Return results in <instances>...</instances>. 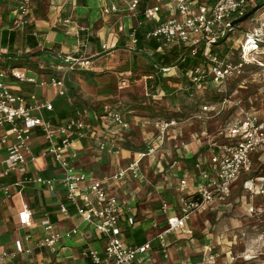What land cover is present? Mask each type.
<instances>
[{
    "label": "built area",
    "instance_id": "built-area-1",
    "mask_svg": "<svg viewBox=\"0 0 264 264\" xmlns=\"http://www.w3.org/2000/svg\"><path fill=\"white\" fill-rule=\"evenodd\" d=\"M118 1L121 7L116 0H107L104 12H118L121 8L136 19V24L129 27L127 32L130 51H137V27L143 21L155 20L156 24L147 38L155 39L160 43L161 48L185 46L191 57L197 56L198 51L202 49L199 63L190 66L184 72L185 78L192 85H200L211 79L226 93L228 81L237 78L232 93L226 94L218 102H205L191 116L198 120H211L225 113L227 106L234 112V115L230 112L228 122L218 131V135L223 137L222 142L207 135L211 154L205 165L201 162H196L194 165L198 169L196 193L183 201L178 214L167 216L165 227L154 236V239L158 240L159 251L167 257V234L184 229L186 220L194 212L204 210L211 204L228 203L233 184L242 174L251 170L253 153L258 150L264 151V117L256 113L257 106H247L241 98L232 96L238 88L255 85L262 96L261 99H264V89L258 87L264 84V9L259 15L257 14V19L254 15L256 11L251 15L252 21L255 18L259 23L258 27L244 32L243 40L239 43L241 51L235 58V63H232L227 58H222L216 51L213 52L212 47L218 45L222 39L229 40L234 29L241 23L233 24V21L254 7L257 0H209L208 2L170 0L167 8L173 10V14L165 18L161 17L163 9L159 3H156L143 9V21H137L140 0ZM3 2L14 5L16 12L14 23L17 28L24 29L31 23L32 0H0V3ZM63 23L70 24V18ZM74 27L77 33L87 31V27L78 24ZM117 29L119 32L124 31V25L119 24ZM32 34L36 37L37 33L33 31ZM254 51L261 52L260 58H254ZM49 56L60 60L62 65H65V69L60 66L61 69L58 67L59 69L45 71L47 69L42 65H38L39 70L22 66H0V128H7L1 141L6 142L9 137L12 139L6 156L0 161L2 166L0 176H6L14 171L21 173L23 177L16 183L20 188L32 183L53 186L56 181L62 185L65 200L60 204V211L65 214L68 207L73 206L80 218L92 223L105 239L103 251L88 249L85 253L88 258L86 264H145L148 260L147 255L153 250L152 240L130 245L120 236L119 221L125 215L126 203L108 191V186L103 180L89 178L86 172L77 169L73 163L78 155L77 145L86 139H92L99 151L118 154L119 146L108 139L106 133L129 127L124 113L109 108L100 113L92 111L93 115L88 117L84 109H76L72 115L53 122L42 115L45 111L54 110L51 100L40 99L35 93L28 97L14 93L6 83L7 79H12L34 86H47L52 88L57 96H67V73L72 71L78 62L83 61V58L59 52H52ZM249 65H255V69L245 70ZM21 68L24 70H20ZM156 68L163 74L170 70L167 66H156ZM120 82L125 84L126 79L123 78ZM91 117L100 121L99 127L94 124L95 120ZM154 122V139L145 149L138 151L129 163L118 166L111 176L113 180H121L126 176L146 179L141 168L143 158L152 160L156 156L157 150L165 142L168 129L177 125L178 120L160 119ZM34 128H39L45 139V146L39 155L51 156L54 159L61 170L58 178H45L28 171L29 163L38 157L30 147L31 131ZM185 183L183 179L180 185L184 186ZM4 191L7 192L8 187H4ZM162 208L166 210L165 203L162 204ZM17 217L20 225H27L31 219V211L23 207L18 211ZM43 227L48 233L35 241L33 248H49L55 251L62 238L76 236L78 233L77 227L63 233L56 232L48 219L43 220ZM32 250L30 247L25 248L21 241L17 240L14 250L0 253V259L21 252L30 253ZM212 261L213 255L210 254L202 262L186 264H203Z\"/></svg>",
    "mask_w": 264,
    "mask_h": 264
},
{
    "label": "crops",
    "instance_id": "crops-1",
    "mask_svg": "<svg viewBox=\"0 0 264 264\" xmlns=\"http://www.w3.org/2000/svg\"><path fill=\"white\" fill-rule=\"evenodd\" d=\"M202 1L208 2L209 0ZM116 2L121 7V3L118 0ZM7 4L12 5L3 2L0 3V7L7 6ZM105 5H107V0H32L30 19H32V29L37 33L35 38L38 45L36 48H31L26 43L27 30L25 28L22 34L25 38L24 52L32 53L39 49H46L64 55L81 56L89 63L82 68L93 69L90 63L98 61L101 54L110 47L112 48L118 40V35L124 34L125 41H128V28L136 23V19L121 8L118 12L105 13ZM149 5H154V2L147 3L146 7ZM8 8L2 11L0 19L11 21L15 17L12 12L14 8L11 9V6ZM165 9L168 14L162 13L161 17L165 18L173 14L170 8ZM67 18L71 21L68 25L63 23ZM108 20H112L113 24H109ZM150 21L154 22V20ZM75 24L87 27V31L77 33ZM119 24L124 25V31L120 34L117 29ZM2 28L0 29V48L6 52V48L1 47V35L5 30ZM46 56L49 57L43 53L31 59L39 64V61ZM126 81L128 82V79ZM6 83L14 93L26 97L35 93L40 99L51 100L54 110L45 111L42 115L53 122L60 121L59 116L66 115L73 109L62 104L67 96H57L50 87L34 86L12 79H7ZM84 111L88 117L93 115L92 111L102 112L94 109H84ZM123 113L128 120L129 127L106 133V137L119 146V153L99 151L92 139H86L77 145L78 155L73 163L77 169L86 172L89 178L103 180L108 186V191L126 203L125 215L119 221L120 236L126 244L130 245L152 240L153 250L147 255L148 260L145 264L194 262L192 258L194 254L191 251L193 247L191 225L204 212L226 206L229 202L222 206L211 204L204 210L194 212L186 220L184 229L167 234V257L159 251V243L154 236L165 227L167 216L178 214L183 201L196 193L198 169L194 165L196 162L205 165L211 154L207 135H211L220 142L223 139L218 135V131L224 124L211 130L206 123L224 117L227 113L209 121L195 119L190 114H188L190 116L186 115L184 119L178 120L177 125L168 129L165 142L157 150L155 158L153 160L143 158L141 168L146 179L126 176L121 180H113L111 176L118 166L129 163L135 158L137 151L145 149L154 139V121L165 119L130 110ZM91 118L95 120L94 117ZM94 124L99 127L100 121L95 120ZM6 129L0 128V161L6 156L8 145L12 140L9 137L6 142L1 141ZM31 133L30 147L38 157L29 163V173L45 178H58L61 170L54 159L51 156L39 155L45 146L44 135L39 128H34ZM135 133L141 138L138 147L133 145ZM1 168L0 164V170ZM22 177L23 175L17 171L0 176V253L13 251L17 240L21 241L25 248L30 247L33 250L30 253L21 252L15 256L3 257L0 259V264H86L88 258L85 253L88 249L103 251L105 239L100 233L101 236H98L92 223L83 221L73 206L68 207L65 214L60 211V204L65 200V192L58 181L53 186L32 183L20 188L16 183ZM183 179L186 181L184 186L180 185ZM246 184L247 181L244 182L243 188ZM4 187H8L7 192L4 191ZM163 203L166 204V210L162 208ZM23 207L31 211V219L27 225H20L18 222L17 214ZM45 219L52 223L53 230L56 232L63 233L77 227L78 233L76 236L62 238L55 251L49 248H33L35 241L45 237L48 233L43 227ZM196 250L199 252V249ZM204 251L202 247L199 253L204 254Z\"/></svg>",
    "mask_w": 264,
    "mask_h": 264
},
{
    "label": "rangeland",
    "instance_id": "rangeland-1",
    "mask_svg": "<svg viewBox=\"0 0 264 264\" xmlns=\"http://www.w3.org/2000/svg\"><path fill=\"white\" fill-rule=\"evenodd\" d=\"M153 2L160 4L163 14L167 13L165 8L168 7L170 0H145V3L148 4ZM9 6L11 9L14 8L12 12L15 15L13 4L0 7V14L4 9L6 11V7L9 9ZM263 9L264 5L254 13L256 19ZM15 17L11 21L0 19V29L3 27L2 29L14 32L16 36L13 48L15 53H18L17 57H20L31 52H24L25 38L22 34L25 28L16 27ZM255 18L252 21V16H250L242 21L234 29L229 40L213 46L212 51H216L222 58H227L229 62L235 63V58L241 51L239 43L243 40L244 32L258 27L259 23ZM108 23L113 24V21L108 20ZM125 39L124 34L118 35L116 44L101 54L98 61L90 63L95 71V75L91 78L80 73L81 67L89 64H86V60L83 59L75 65L74 71L72 69L67 74V79L76 87V91L72 94L68 93L62 102L63 106L70 107L69 109L78 107L82 110L94 109L98 111L113 108L122 112L130 110L168 118L186 113L188 115L193 113L194 109L198 111L200 106L205 104L204 99L208 95V90L213 86L211 79L200 85H192L188 80L184 81L176 66H169L170 70L164 74L157 68H155V73L150 72L147 58L140 51H130L129 45L125 44L128 41ZM171 50H176L180 57L188 53L185 46L165 49L167 53ZM147 52L151 54V52ZM0 53L5 52L0 48ZM253 55L255 59L260 58L261 52L254 51ZM4 60L5 58L0 56V63H3ZM62 64L60 60L46 56L39 61L38 65L45 67L47 69L45 71H51L59 69L60 66L65 69V65ZM26 66L29 67V64ZM245 70L250 71L251 69L248 70V66H246ZM149 72L150 74H148ZM163 76L170 77L168 82L164 80L169 91L162 90ZM123 78L128 79V82L126 81L125 84L120 82ZM155 79H159L160 82L156 84ZM258 87L264 89V84ZM251 90L255 93V88ZM248 91L250 90L247 87L238 88L232 96L242 99ZM252 94L250 92V95ZM230 109L232 108L227 106V114L224 117L207 122L208 127L212 130L219 125H225L229 115L233 112ZM256 113L264 117V99H259ZM140 139L139 135L135 133L133 145L138 147ZM245 181L247 184L243 188ZM194 221L195 223L191 225L193 231L191 251L194 254L192 257L194 262H202L206 256L211 254L213 261L203 264H264V151L258 150L253 153L251 170L242 174L235 182L229 203L226 206L218 207V209H209ZM98 236L101 235L98 233ZM202 247L205 250L204 254L199 253ZM196 249H199V252Z\"/></svg>",
    "mask_w": 264,
    "mask_h": 264
},
{
    "label": "trees",
    "instance_id": "trees-1",
    "mask_svg": "<svg viewBox=\"0 0 264 264\" xmlns=\"http://www.w3.org/2000/svg\"><path fill=\"white\" fill-rule=\"evenodd\" d=\"M257 3H259L260 7H262L264 5V0H257ZM146 5H147V3H145V0H140L139 6H138L137 21H143L144 20L143 15H142V11L146 7ZM155 24H156L155 21L154 22L153 21H143L142 24L137 27V31H136L137 51H140V53L145 58H147L148 67H149L150 72L155 73L156 66H158V67L176 66V67H178L179 73L181 72V75H182L184 81H186L187 79L185 78V75H184V72L186 71L185 69L187 67H189L190 65L193 66V65L199 63V61H200L199 58L201 57L202 49H200L198 51L197 56H195V57H191L190 55H188V53H186V55L184 54V56L181 55V57H180L179 53L176 50H171L167 53L165 51V49L161 48L159 42H157L155 39H153L151 37L147 38L148 33L153 29ZM25 28L27 30L26 43H28L31 48H36L38 43L36 41V38L32 34L33 29H32L31 23L28 24ZM1 36H2L1 47L6 48V52L0 53V56L5 58L4 62L0 63V66H3V67H6L8 65L26 66V64H29V68L38 69V63L33 61L31 58L32 57H38V56L42 55L43 53L47 54V55H51V53H52V51H49L46 49H43V50L39 49V50L33 51L32 53H26L24 55H21L20 57H17V53H15L14 48H13L14 43H15V36H16L14 34V32L5 29L2 31ZM224 42L225 41L223 39L219 41V43H221V44ZM147 51L151 52V54H149ZM19 60H21L22 62ZM249 69H251V70L255 69V65H249L248 70ZM73 71H74V69H73ZM69 72H71V71H69ZM94 72L95 71L92 68H82L81 67V70H80V73L82 75H84L85 77H88V78H91V76H94L95 75ZM150 72L148 74H150ZM169 78L170 77H164L163 76L162 80L163 81L165 80L166 82H168L170 80ZM165 81L163 82L162 90L169 91L170 89L165 84ZM154 82L157 84L160 81H159V79H155ZM236 82H237V78H233L230 81H228V83H227L228 89H227L226 93H224L225 91H223V89H222V87H220V85H215L213 83L212 88L210 90H208V93H207L208 95L204 99L205 102H218V101H220L226 94H230L234 91V89L236 87ZM66 86H67V90H68L67 94L69 92L72 94L73 92L76 91V87L72 84L71 81H69V79H67V77H66ZM247 88L250 91H248L244 97L242 96L243 97L242 100H243L244 104L247 106H252V105L257 106L258 101H259V99L262 98V96L257 91V88L255 85H250ZM252 88H255V91H254L255 93L252 92L254 90V89L251 90ZM245 90H247V89H245ZM250 92H251V94L252 93L253 94L250 95ZM76 109H80V108L74 107L73 109L70 110V112L66 113V115L64 114V115L59 116L60 120L61 119L63 120L67 115H69V116L72 115ZM196 110L197 109H194V112ZM193 113H190V115H192ZM186 114L174 115V116H170V117L165 118V119L181 120V119H184L186 117ZM190 115H188V116H190Z\"/></svg>",
    "mask_w": 264,
    "mask_h": 264
},
{
    "label": "water",
    "instance_id": "water-1",
    "mask_svg": "<svg viewBox=\"0 0 264 264\" xmlns=\"http://www.w3.org/2000/svg\"><path fill=\"white\" fill-rule=\"evenodd\" d=\"M260 8V4L257 3L254 7H252L247 13H245L244 15H242L241 17L235 19L233 21V24H237L240 23L246 19H248L255 11H257Z\"/></svg>",
    "mask_w": 264,
    "mask_h": 264
}]
</instances>
